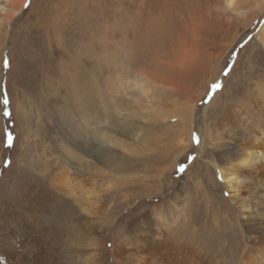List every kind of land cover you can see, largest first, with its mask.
<instances>
[{"label":"rangeland","instance_id":"374dc122","mask_svg":"<svg viewBox=\"0 0 264 264\" xmlns=\"http://www.w3.org/2000/svg\"><path fill=\"white\" fill-rule=\"evenodd\" d=\"M259 127L264 0H25L11 21L0 6V222L27 242L5 245L13 264H264V162L236 191L215 150L251 164Z\"/></svg>","mask_w":264,"mask_h":264},{"label":"bare ground","instance_id":"6f19581e","mask_svg":"<svg viewBox=\"0 0 264 264\" xmlns=\"http://www.w3.org/2000/svg\"><path fill=\"white\" fill-rule=\"evenodd\" d=\"M24 2H25V0H4V3H2L0 6H1V11L3 12V15H4V17H5V19L6 20H8V21H11L12 20V18H13V16H15L16 14H18L19 12H20V8L24 5ZM231 2H232V0H231ZM192 18V17H191ZM135 36H137V32H136V34H135ZM170 39V38H169ZM180 43V42H179ZM184 44V43H183ZM184 48V47H183ZM185 58L186 59H183V60H178L179 61V63H178V67H177V69H180V68H183L184 66H186V64L188 63V59H187V57L185 56ZM189 64V63H188ZM176 67V66H175ZM186 69V68H185ZM168 80V79H167ZM164 84L165 85H167L168 84V82H164ZM174 85H176V84H174ZM79 99V96H77L76 97V101ZM136 114H138L139 115V113H136ZM136 114H134V113H131L130 114V112L129 113H127L126 115H123V117L124 118H126V123H127V125H126V123H125V125H126V128L125 129H123V131H122V133H123V136L125 137V141H126V139H127V146H124V147H126L127 148V150H129V151H134V150H137L136 149V147L133 145V143L135 142H137V141H139V140H135V137H133V134L134 135H136V132H138V135L139 134H141V130L140 131H138V129L139 128H142V126L139 124L140 122H138V121H136L137 119H138V116L136 115ZM85 117H86V115H85ZM83 122L84 123H86V119L84 118V116H83ZM90 119V118H89ZM232 122V121H231ZM124 124V123H123ZM130 124H135L136 126H134V127H129L128 125H130ZM125 127V126H124ZM130 128H131V130H130ZM121 130V129H120ZM132 130H134V131H132ZM258 130H259V135H257L256 137H255V141L256 142H260L259 140H264V127H259L258 128ZM257 130V131H258ZM241 133V132H240ZM249 133V132H248ZM208 134V137H207V139H208V143L210 142V141H212L213 140V138H212V136L209 134V133H207ZM229 134V133H228ZM144 136H142L141 138H143ZM239 137V136H238ZM188 138V137H187ZM184 139V138H183ZM220 139H223V140H232V137H231V134L230 135H226V136H222V138H220ZM219 139V140H220ZM131 141V143L130 144H128V142L129 141ZM190 140V139H189ZM189 140H187V141H189ZM182 141V140H181ZM183 142V141H182ZM181 142V143H182ZM185 142V141H184ZM183 142V143H184ZM190 142H192V140H190ZM117 143V142H116ZM248 143V142H247ZM246 143V144H247ZM232 144V143H231ZM103 145V141L101 140V144L99 145V147L100 146H102ZM238 145V144H237ZM252 145V144H251ZM113 146H116V145H111V146H107L108 148L106 149L107 151H108V153L106 152V153H104V154H101V155H95V161L97 162V164H99V166H103V168L105 167V168H107L110 164H112L113 162H114V156H113V154L114 153H112L111 152V150L109 149L110 147H113ZM187 146H189V145H187ZM230 144H228L227 142L225 143V144H219L218 145V147H215V150L216 151H218L219 152V157L223 160V161H221L223 164H226V163H228V164H230V165H228L229 166V171H228V169L227 170H225V173H224V177H225V179L227 180V184L229 185V187L230 188H234V190L236 189V191H238L239 189H240V186L241 185H243V186H245L244 185V183L246 182V183H248V180H250L251 178L253 179V178H255L256 177V173L257 172H255V170H256V168H255V166L258 164V163H260V162H264V153H262L261 151L257 154V155H255V156H253L252 157V162H251V164H249L248 162H247V160L249 159V158H247L246 156H247V152L246 153H244V151H243V147H240L239 145V147L238 146H234V145H232V147L230 148ZM263 147V146H262ZM101 148V147H100ZM99 148V149H100ZM202 148H204V147H202ZM254 148V147H253ZM110 151H109V150ZM178 149V148H177ZM230 149L231 150H237V156H242L243 155V153H244V155L246 154V156H242V158L241 157H239L237 160L236 159H233V155L231 154V151H230ZM95 150H97L98 151V149H96L95 148ZM246 150V149H245ZM254 150V149H253ZM256 150H257V148H256ZM247 151V150H246ZM249 151V150H248ZM105 152V151H104ZM141 152V151H140ZM235 152V151H234ZM252 153V152H251ZM250 153V154H251ZM118 154V153H117ZM255 154V153H254ZM115 155V154H114ZM246 157V158H245ZM249 157V156H248ZM77 158V157H76ZM247 159V160H246ZM253 160H255L256 161V163H254V164H252L253 163ZM220 162V163H221ZM234 162V163H233ZM214 164V163H213ZM249 165H251V166H249ZM260 165V164H259ZM259 165H257L258 167H259ZM216 167H218L217 165H216ZM263 167V166H262ZM219 168V167H218ZM232 168V169H231ZM248 169V170H247ZM87 171H89V170H87ZM92 171V170H91ZM221 171V170H220ZM246 171H247V174H248V176H246V175H244L245 173H246ZM248 171H249V173H248ZM255 172V173H254ZM263 174V173H262ZM85 175V174H84ZM81 176H83V175H81ZM80 179V178H79ZM251 179V180H252ZM264 180V179H263ZM254 181V180H253ZM86 182V181H85ZM263 182V181H262ZM84 183V182H83ZM82 184V183H81ZM254 184V183H253ZM257 184V183H256ZM262 186H264V185H262ZM80 190H83V189H81V187H80ZM261 192H263L264 191V189L261 187V190H260ZM84 192V191H83ZM260 197V199H263L264 197V195H259ZM239 197V196H238ZM238 197H236V198H238ZM177 198V197H176ZM239 201H242V199L240 198L239 199ZM39 204H40V206H38V207H42L43 206V204H42V202H41V200H39ZM76 219V218H75ZM65 220H67L66 218H65ZM64 220V221H65ZM9 221H10V219H9ZM13 221H14V224H12L11 222H9L8 223V221L6 220L5 222H0V225L2 224V225H4L5 227H6V229L3 231V229L1 228V230H0V252H5L6 251V246L5 245H8V247L10 248V249H15V248H21L22 246L24 247V245H25V243H27L26 242V240H25V236H26V234H20L19 233V225L15 222V220L13 219ZM19 223V222H18ZM65 224H66V221H65ZM64 224V225H65ZM23 227V229L24 230H29L30 231V228L29 227H27L26 225H23L22 226ZM65 228V227H64ZM28 233V232H27ZM62 233V232H61ZM62 235V234H61ZM33 239V238H32ZM34 240V239H33ZM29 241V240H28ZM36 242V243H35ZM70 242H71V240H70ZM33 243H35L34 244V246L35 247H37V245H38V243H40V242H38L37 243V240L35 239L34 241H33ZM33 243H32V246H33ZM72 243V242H71ZM92 243V242H91ZM31 244V243H30ZM90 244V243H89ZM29 247V246H28ZM35 247H33V248H35ZM91 247H96L97 249H99V248H101L102 247V244L101 243H99V242H94L93 241V243H92V245H91ZM91 247H89V248H91ZM40 248V247H39ZM88 248V249H89ZM121 248V247H120ZM19 250V249H18ZM22 250H24L23 248H22ZM34 251V250H33ZM40 251H42V250H40ZM87 251V250H86ZM101 251L103 252V254L105 253V249H104V246H103V248H101ZM8 251H6V253H5V255L4 256H0V264H13L10 260H12L13 259V257H11V256H8L7 257V255H8V253H7ZM12 252V251H11ZM27 252H28V250H27ZM33 253H35V252H33ZM42 253V252H41ZM99 253V252H98ZM10 254V253H9ZM19 261H21L20 262V264H23V262H26V263H28V264H39V263H41V261H42V257L40 258V256H35L34 255V259L32 260L31 258H29V255L30 254H26V250L25 251H20L19 253ZM100 254V257L99 258H101L102 257V253H99ZM122 254V253H121ZM120 254V255H121ZM40 255V254H39ZM70 257V256H69ZM4 258H7V259H4ZM30 259L32 260V261H30ZM73 259V258H72ZM93 259H96L97 260V258H96V256H94L93 257ZM106 263V262H105Z\"/></svg>","mask_w":264,"mask_h":264},{"label":"snow or ice","instance_id":"6c2138e0","mask_svg":"<svg viewBox=\"0 0 264 264\" xmlns=\"http://www.w3.org/2000/svg\"><path fill=\"white\" fill-rule=\"evenodd\" d=\"M9 66H10V64H9ZM226 67H227V66H226ZM230 71H231V69L228 70V73H229ZM228 73H225L224 75L227 76ZM221 87H222V84L220 83V86H219V88H217L216 92H217ZM214 95H215V93H213V96H214ZM194 135H195V137H196V143L198 144V143H199V136H198V134L195 133V132H194ZM191 159H194V157H192ZM181 164H183V167H182V168H178L177 171H179L181 174H183V173L185 172V170H186L187 163H181ZM220 179L222 180L223 177L221 176ZM226 195H227V193H226Z\"/></svg>","mask_w":264,"mask_h":264}]
</instances>
